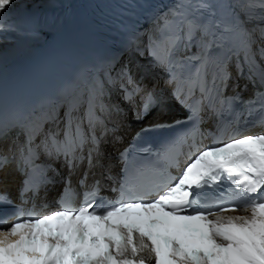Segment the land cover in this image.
Wrapping results in <instances>:
<instances>
[{
    "label": "snow or ice",
    "instance_id": "6c2138e0",
    "mask_svg": "<svg viewBox=\"0 0 264 264\" xmlns=\"http://www.w3.org/2000/svg\"><path fill=\"white\" fill-rule=\"evenodd\" d=\"M17 7L19 0H0V22ZM188 7L180 0L147 35L146 47L188 110L191 127L163 138L155 151L145 148L139 160H129L125 149L123 176L112 189L115 200L101 195L103 181L113 178L96 134L104 123L96 115L99 84L91 87L83 115L69 103L63 117L44 113L18 122L22 141L10 138L0 120V205L15 207L13 222L0 216V264H264V130H240L257 116L264 128V0H197L200 16ZM108 81L138 118L157 103L128 65L114 79L109 72ZM249 84L252 95L245 98ZM118 109L100 105L101 111ZM205 115L215 120L211 134L200 128ZM179 124L156 123L138 135ZM209 135L212 142L205 144ZM41 155L62 161L69 171L58 209L47 214L22 207L27 193L52 183L51 169L37 164ZM13 163L25 177L20 205L4 188ZM81 167L78 184L84 191L76 208L71 175ZM95 169L102 170L100 178Z\"/></svg>",
    "mask_w": 264,
    "mask_h": 264
},
{
    "label": "bare ground",
    "instance_id": "6f19581e",
    "mask_svg": "<svg viewBox=\"0 0 264 264\" xmlns=\"http://www.w3.org/2000/svg\"><path fill=\"white\" fill-rule=\"evenodd\" d=\"M108 148H111V147H108ZM107 150H108V149H107ZM108 152H109V151H108ZM5 182H7V181H5ZM7 183H8V182H7ZM10 183H11V182H9L8 185H9Z\"/></svg>",
    "mask_w": 264,
    "mask_h": 264
}]
</instances>
